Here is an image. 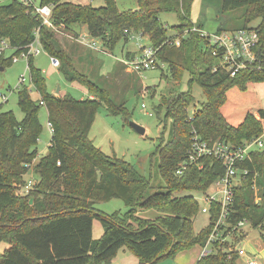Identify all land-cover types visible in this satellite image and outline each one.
I'll use <instances>...</instances> for the list:
<instances>
[{
	"label": "trees",
	"instance_id": "1",
	"mask_svg": "<svg viewBox=\"0 0 264 264\" xmlns=\"http://www.w3.org/2000/svg\"><path fill=\"white\" fill-rule=\"evenodd\" d=\"M103 1L99 7L67 0H41L40 5L52 6L54 26H86L89 35L100 39L111 52L122 40L126 43L130 35L143 32L167 65L163 76L167 72L172 80L180 82L185 74L189 75L188 91L164 95L154 107L158 115L164 114V131L171 120L169 137L165 140L163 131L156 150L167 191L147 196L151 180L128 161L104 153L89 138L103 102L110 112L127 119L125 103L116 102L107 88L76 68L72 54L62 49L43 19L33 14V5L24 0L0 4V38L9 40L15 49L13 55L25 50L39 29L45 51L60 60L66 80L85 85L93 96L80 100L49 93L45 76L35 66L34 57L29 58L31 82L41 99H33L24 87L18 93L23 119H16L12 111H0V244L8 245L0 255V264H112L123 247L139 259L137 264H156L194 245L205 247L219 210L214 207L208 225L196 231L194 219L201 205L191 193L210 192L213 182L224 174V167L220 160L208 157L204 168L189 166L183 174H177L187 157L192 131L195 129L206 141H225L234 146L264 133V107L256 87L264 83V71L247 69L235 76L220 69L214 71L217 58L211 46L205 47L200 32L182 37L179 47L167 42L195 26L191 18L195 0H137L138 8L128 10H120L116 0ZM242 8L245 13L241 29L264 18V0H222L225 14ZM162 12L178 16L180 22L173 27L176 35L168 34L160 20ZM258 28L264 33V21ZM13 55L0 56V68L13 63ZM127 58L132 57L128 54ZM194 83L202 87L206 101L191 115L188 110L195 105L191 90ZM41 106L48 111L54 133L48 153L34 167L39 176L36 189L28 197H20L16 185L25 184L28 166L38 155ZM240 166L250 172L235 188L229 221L236 225L247 220L252 228L264 230V200L255 202L253 190L256 178V185L264 191V150L254 152ZM116 198L129 208L125 213L108 214L95 207L98 201ZM137 210L158 214L153 219L131 218ZM95 219L104 228L99 239L93 236ZM228 243L216 241L213 251L197 264H239L237 251Z\"/></svg>",
	"mask_w": 264,
	"mask_h": 264
},
{
	"label": "rangeland",
	"instance_id": "2",
	"mask_svg": "<svg viewBox=\"0 0 264 264\" xmlns=\"http://www.w3.org/2000/svg\"><path fill=\"white\" fill-rule=\"evenodd\" d=\"M11 0H0V4L9 3ZM36 6L40 5L41 0H31ZM76 4H92L95 7L104 5L103 0H67ZM120 10L137 9V0H116ZM192 18L198 24L202 25L204 32L211 35L218 33L219 30L236 31L244 25L245 9H239L230 14L222 12V0H195L192 6ZM160 20L168 28L169 35H176L177 32L173 29L178 25L180 20L175 13L162 12ZM264 21V18H258L251 22L249 26H259ZM194 22V21H193ZM195 26L198 25L195 23ZM56 35L60 46L66 52L72 54L75 66L79 71L87 73L100 86L107 88L113 99L118 103H125L128 112L127 119L119 114H114L107 109L106 103L99 107L94 123L92 125L89 138L94 145L100 148L104 153L111 157H116L128 161L134 168L143 176L151 180L152 188L149 190L147 196L162 191L165 192V183L162 180L158 169V154L157 147L161 143V136L164 131V114H157L154 107L161 103V97L170 95L171 93L184 92L190 89L189 75L185 74L180 82H175L166 72L163 76L162 72L166 69H153L144 73L133 72L127 66H124L120 61L124 58L125 52L130 51L131 56H138L140 54L141 45H150V40L147 35L143 38L131 39L125 43L124 40L119 42L115 49L109 51L101 42L100 50L89 48L81 40L80 36H90L85 26H75L67 28L64 24L50 27ZM79 34L77 36L76 34ZM207 48V45L205 46ZM203 47V48H205ZM124 48V49H123ZM124 50V51H123ZM105 52V53H104ZM13 51L9 50L7 56L12 55ZM103 62V66L101 64ZM120 62V63H119ZM34 64L41 69L46 78L47 91L57 96L64 97L70 95L76 99H87L90 97V92L85 85L78 82H69L60 71V67H54L50 62V57L47 52L34 57ZM116 67V70H115ZM22 76L26 77L25 86L17 87ZM26 87L30 90L33 99H41L40 94L31 82L30 71L26 58L20 57L17 62L6 66L4 70H0V92L6 95L4 100L0 97L1 112L12 111L16 119L21 120L24 117V112L18 103L19 91ZM144 88H148V93L145 99L142 98ZM60 89L58 92L57 90ZM192 94L195 98V105L189 107V114H192L196 108H199L202 103L206 101V96L202 87L198 83H194L191 87ZM257 93L260 97L264 107V86L259 84ZM145 104V108L142 107ZM39 119L42 125V132L40 134L37 149L38 155L31 163L29 172L25 175V180L33 179L34 185L30 191L37 186L39 176L35 173L34 167L37 162L48 153L52 134L48 128V111L45 106H41L39 110ZM133 121L146 130L145 134H139L131 125ZM167 130L165 133V140L169 137L171 128V120H168ZM25 181V183H26ZM23 183L16 185L17 196H25L30 193L24 192ZM57 186L60 183L57 182ZM254 190V189H253ZM263 189L256 186L254 193L255 197H259L261 203L264 199L262 195ZM189 192H186L188 194ZM209 193V192H208ZM196 199H201L204 193H191ZM262 195V196H261ZM33 199L30 200V203ZM256 202V198H255ZM201 204H204L201 200ZM95 207L102 212L113 214L116 211L125 213L129 208L121 199H112L109 201H98ZM135 219L136 216L141 218L153 219L157 216V212L152 210H137L132 213ZM246 224L235 230L227 231L224 240L228 244L238 250L243 248L250 256L258 255L260 258L258 262L264 264V242L261 235H264V230L260 228H252L247 220ZM134 225L136 222L133 220ZM209 223V216L199 212L194 219V228L196 231L201 230ZM104 232L101 222L94 220L93 236L99 239ZM247 234V235H246ZM7 244H0V255L4 253ZM201 246L194 245L181 252H187V264H193L195 258H199L202 254ZM126 255L124 256V254ZM120 251L117 259L118 264H128L130 259H135V255L127 249V251ZM177 253L176 256L179 254ZM175 256V257H176ZM129 258V260L127 259ZM193 259V260H192ZM247 258L242 257L238 261L246 264ZM156 264H172V257L163 258ZM196 264V263H194Z\"/></svg>",
	"mask_w": 264,
	"mask_h": 264
},
{
	"label": "built area",
	"instance_id": "3",
	"mask_svg": "<svg viewBox=\"0 0 264 264\" xmlns=\"http://www.w3.org/2000/svg\"><path fill=\"white\" fill-rule=\"evenodd\" d=\"M28 4L34 6L33 14L43 19V23L48 27H54L51 16V5H38L36 6L31 0H24ZM191 32H200L201 36L207 46L213 48V55L217 58V64L214 67V71L220 69L235 76L242 70L253 69L258 71H264V33L258 26L249 27L245 29H239L236 31H218L216 34H209L204 32L202 28L193 26L190 29L184 31L175 39L168 40L167 42L174 44L175 46L181 45V38L187 37ZM144 37L143 32L130 35L131 39H141ZM80 40L91 49L100 50V41L91 36L82 35ZM11 50L15 49L11 46L10 42L6 38H0V56L6 55ZM140 54L132 58H126L123 60L124 64L133 72L144 73L153 69H165L166 63L161 61L157 52L158 49L152 45H141ZM46 52L43 43L40 38L39 29L35 32V40L26 46V49H21V53L13 55V62H17L20 57L26 58L27 63L30 57H35L41 53ZM51 64L59 68L61 66L60 60L50 55ZM26 77L22 76L19 80L17 87L21 88L25 86ZM30 92V90H28ZM148 93V88H144L142 92V98L145 99ZM0 97L4 100L6 95L0 92ZM44 102L41 101V104ZM145 108V104H142ZM192 115V114H191ZM48 128L51 134L54 133V126L51 122H48ZM264 150V133L251 140L245 141L240 146H234L225 141L209 142L197 133L194 129L192 131V139L190 147L187 151V157L185 161L180 164L177 174H183L187 167L196 166L199 169L205 167V158H214L220 160L224 167V174L215 180L212 185V189L209 193H204L201 199H197L201 205V212L209 215L216 207L219 210V217L214 224V229L210 234L208 242L203 250V255H206L213 251V245L216 241L224 242L225 234L227 231L242 228L241 226L246 224V221H240L238 224L233 225L230 223V217L233 213V207L235 204V188L241 183L242 179L249 174V170L241 168V163L245 160L251 159L252 154L256 151ZM30 167V165L28 166ZM253 189L255 190L256 178L253 180ZM34 185L33 179H28L23 186L24 192L28 193ZM259 197H256V202H259ZM201 200L204 204H201ZM239 259L246 257V264H260L258 255L250 256L245 249L240 248L236 250ZM231 256H229L230 258ZM239 264L243 262L238 261Z\"/></svg>",
	"mask_w": 264,
	"mask_h": 264
},
{
	"label": "crops",
	"instance_id": "4",
	"mask_svg": "<svg viewBox=\"0 0 264 264\" xmlns=\"http://www.w3.org/2000/svg\"><path fill=\"white\" fill-rule=\"evenodd\" d=\"M195 2V1H194ZM85 4H88V3H86L85 2ZM194 4V3H193ZM193 11V10H192ZM191 18H192V15H191ZM192 20H193V18H192ZM194 21V23H196L197 25H199L201 28H202V25L201 24H198L195 20H193ZM84 28H85V26H84ZM87 28V27H86ZM124 49V48H123ZM124 51V50H123ZM105 53V52H104ZM128 54H130V56L132 55L131 54V52L130 51H127V52H125V54H124V57H127L128 56ZM131 57H133V56H131ZM123 60H124V58L120 61L122 64H124V62H123ZM119 62V63H120ZM101 64H102V66H103V62H101ZM124 66H126L125 64H124ZM115 70H116V67H115ZM259 84H261V85H263L264 86V83H258L257 85H256V87H258V85ZM60 89H58L57 90V92L59 91ZM89 98H93V96L92 95H90V97ZM80 100H82V99H80ZM264 242V241H263ZM199 246H201V245H199ZM204 247H202L201 246V249H203ZM120 251H123L124 253H125V251H127V248L126 247H123L122 249H120L119 251H118V254L116 255V257L114 258V260H113V262H112V264H118V262H117V259H118V257H119V253H120ZM187 252H181V253H179L176 257H172V264H187V260L188 261H190V259L188 258V254H186ZM126 255V253L124 254V256ZM203 256V250H202V254H201V256L198 258H195L194 259V263H196L197 264V262L199 261V259L201 258ZM127 259L129 260V258L127 257ZM193 260V259H192ZM139 262V259L137 258V257H135V259H130V263H128V264H137ZM193 263V264H194ZM122 264V263H121Z\"/></svg>",
	"mask_w": 264,
	"mask_h": 264
},
{
	"label": "water",
	"instance_id": "5",
	"mask_svg": "<svg viewBox=\"0 0 264 264\" xmlns=\"http://www.w3.org/2000/svg\"><path fill=\"white\" fill-rule=\"evenodd\" d=\"M0 70H4L3 67L0 68ZM130 125L139 133V134H145L146 130L143 126L131 121Z\"/></svg>",
	"mask_w": 264,
	"mask_h": 264
}]
</instances>
